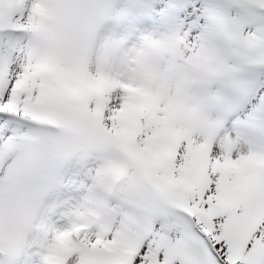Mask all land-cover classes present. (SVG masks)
<instances>
[{
  "label": "snow or ice",
  "instance_id": "6c2138e0",
  "mask_svg": "<svg viewBox=\"0 0 264 264\" xmlns=\"http://www.w3.org/2000/svg\"><path fill=\"white\" fill-rule=\"evenodd\" d=\"M0 264H264V0H0Z\"/></svg>",
  "mask_w": 264,
  "mask_h": 264
}]
</instances>
